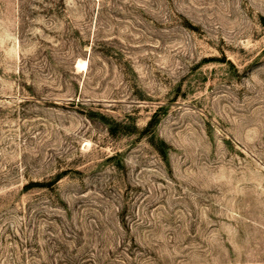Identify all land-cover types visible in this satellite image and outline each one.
<instances>
[{
  "label": "rangeland",
  "instance_id": "obj_1",
  "mask_svg": "<svg viewBox=\"0 0 264 264\" xmlns=\"http://www.w3.org/2000/svg\"><path fill=\"white\" fill-rule=\"evenodd\" d=\"M0 264H264V0H0Z\"/></svg>",
  "mask_w": 264,
  "mask_h": 264
}]
</instances>
